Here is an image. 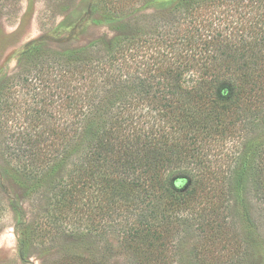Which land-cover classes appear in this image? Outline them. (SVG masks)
Segmentation results:
<instances>
[{
    "label": "trees",
    "instance_id": "16d2710c",
    "mask_svg": "<svg viewBox=\"0 0 264 264\" xmlns=\"http://www.w3.org/2000/svg\"><path fill=\"white\" fill-rule=\"evenodd\" d=\"M104 6L130 14L113 38L31 46L0 81L1 168L49 206L33 224L13 207L21 259L63 225L139 264H168L194 237L201 264L223 246L239 256V227L264 229V0Z\"/></svg>",
    "mask_w": 264,
    "mask_h": 264
},
{
    "label": "rangeland",
    "instance_id": "374dc122",
    "mask_svg": "<svg viewBox=\"0 0 264 264\" xmlns=\"http://www.w3.org/2000/svg\"><path fill=\"white\" fill-rule=\"evenodd\" d=\"M105 3L106 0H0V81L17 73L23 53L31 46L63 50L83 47L103 36L113 38L111 26L117 25L119 19L128 22L130 14L125 11V15L115 20L104 15ZM136 11L147 12L141 4L135 6L133 13ZM2 166L5 163L0 154V201L6 207L0 219V264H139L119 241L111 238L99 243L98 238L86 234L82 228L66 225L55 241L33 240L29 255L21 259L13 207L19 208L26 223L33 224L43 219L49 206L45 203L41 208L39 202L35 204L38 195L31 189L33 184L22 178L19 182L11 181ZM236 235L247 241L246 246L239 256L229 253L224 246L216 249L219 264H264V229L243 226ZM199 243L200 238L194 237L185 249L181 246L174 249V255L170 254L172 258L166 262L201 264L202 258L194 251L200 247Z\"/></svg>",
    "mask_w": 264,
    "mask_h": 264
}]
</instances>
